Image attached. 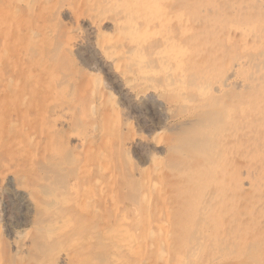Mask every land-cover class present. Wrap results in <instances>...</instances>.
Listing matches in <instances>:
<instances>
[{
    "label": "rangeland",
    "instance_id": "obj_1",
    "mask_svg": "<svg viewBox=\"0 0 264 264\" xmlns=\"http://www.w3.org/2000/svg\"><path fill=\"white\" fill-rule=\"evenodd\" d=\"M50 1L0 0V264H112L110 230L121 217L131 233L146 238L138 254L121 252V264L134 258L138 264H253L255 247L237 253L228 247L234 245L230 233L216 241L205 237L208 216L216 211V181L199 190L184 175L192 165L184 163L185 134L209 106L191 109L183 105L188 93L174 89L163 93L160 105L134 96L97 48L100 31L93 24L103 20L101 30L114 41L111 22L123 15L122 7L105 0L101 10L96 0ZM73 39L81 42L75 49L69 47ZM148 177L160 187L148 190ZM226 211L231 215L232 208ZM159 224L170 232L167 241Z\"/></svg>",
    "mask_w": 264,
    "mask_h": 264
},
{
    "label": "bare ground",
    "instance_id": "obj_2",
    "mask_svg": "<svg viewBox=\"0 0 264 264\" xmlns=\"http://www.w3.org/2000/svg\"><path fill=\"white\" fill-rule=\"evenodd\" d=\"M105 1L114 8L122 7L123 15L111 22L115 29V35L112 38L114 41L108 37L109 33L106 34L101 30L103 20L93 22L100 31L96 45L102 55L110 62L108 63L112 64L118 75L125 81L128 88L135 91L134 96L137 94L141 97H149L160 105L159 98L163 97V93L174 89L188 93L186 98L183 97V101L186 100L183 105L191 109L209 106L208 110H204L203 118L200 114L201 121L199 124L197 123L198 125L187 130L188 132L186 131L185 140H188H186V145L189 146L183 153L187 155L184 163L192 164L184 175L197 183L192 188L197 187L200 190L201 186L203 188L208 187L213 180L216 181V201L211 206L216 208V211L209 214L208 218L212 222L208 226L206 225L207 227L214 225V230H209L210 227L206 228L205 237L209 238L210 241H216L230 233L232 240L230 243L235 246L229 245L230 250L236 248L237 253H239L240 250L242 252L244 248L253 246L256 249L251 255L255 259V262L252 263L264 264V260L262 261L264 251L260 250L262 243H264V169H258L259 165H264V0ZM95 3L96 9L99 10L103 5V0H96ZM46 29L48 30L47 26ZM30 30L33 29L29 28ZM31 32H36V30ZM36 33L38 34V32ZM69 42V47H74V49L78 43H81L77 39ZM158 75L163 76L168 81L166 83L155 82L153 77H158ZM96 80L94 83H101L99 80L96 82ZM140 84L145 88L137 89L136 85ZM93 94H95L96 99L98 95H101L99 91H94ZM18 103L20 102L18 101ZM5 104L3 103V105ZM96 108L98 106L95 107V110ZM180 111L182 112V110ZM97 114H99L98 110ZM65 122L63 121V123ZM158 137L157 139H159ZM242 159L245 164H242ZM158 163L157 166L155 165L157 172ZM149 177L146 188L148 190L152 187L158 189L160 185L158 187L157 182L150 180ZM245 185L249 187H245ZM247 194H250L251 197L247 198L245 196ZM233 198L237 200L234 203L231 202V205L228 204V200L230 202ZM239 198L242 201H239ZM90 199L92 198L87 199V201H92ZM144 200L146 207H149L150 195L148 192L145 193ZM219 205H223L226 209ZM231 208L232 212L229 215L226 210ZM93 210H96L94 205ZM149 218L148 220L151 219ZM147 221L146 223L149 224ZM91 222L93 223V221ZM91 222L90 224H92ZM117 224L111 230L109 229L111 236L109 241H111L114 249L112 264L122 263V255L120 256L122 251L132 250L131 252L138 254L139 250L146 244L144 243L146 238H139L129 231L123 217ZM249 225L252 226L251 229L255 230L253 239L248 238L253 232L249 229ZM158 229L161 238L163 236L167 241L170 232L167 234L162 224H159ZM144 232L155 236L154 238L157 237L156 232L150 226L144 227ZM235 233H241L244 236L238 238V235L234 236ZM141 240H143V244L139 242ZM86 243L89 242L86 241ZM151 243L150 245H152ZM158 251L162 252L163 250L161 248ZM133 260L135 263V258ZM133 260L132 264H134ZM138 260L140 259L138 258ZM146 261L148 262V259ZM138 262L140 263V261Z\"/></svg>",
    "mask_w": 264,
    "mask_h": 264
}]
</instances>
